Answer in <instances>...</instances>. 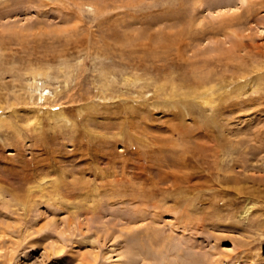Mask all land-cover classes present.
<instances>
[{"label":"rangeland","instance_id":"374dc122","mask_svg":"<svg viewBox=\"0 0 264 264\" xmlns=\"http://www.w3.org/2000/svg\"><path fill=\"white\" fill-rule=\"evenodd\" d=\"M0 264H264V0H0Z\"/></svg>","mask_w":264,"mask_h":264}]
</instances>
